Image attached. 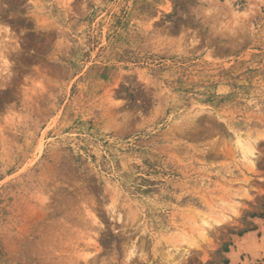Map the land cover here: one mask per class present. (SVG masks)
<instances>
[{"label":"rangeland","instance_id":"rangeland-1","mask_svg":"<svg viewBox=\"0 0 264 264\" xmlns=\"http://www.w3.org/2000/svg\"><path fill=\"white\" fill-rule=\"evenodd\" d=\"M0 264H264V0H0Z\"/></svg>","mask_w":264,"mask_h":264},{"label":"bare ground","instance_id":"bare-ground-1","mask_svg":"<svg viewBox=\"0 0 264 264\" xmlns=\"http://www.w3.org/2000/svg\"><path fill=\"white\" fill-rule=\"evenodd\" d=\"M241 151L243 155L251 161V157L253 156V148L250 145H248V146L243 147Z\"/></svg>","mask_w":264,"mask_h":264}]
</instances>
